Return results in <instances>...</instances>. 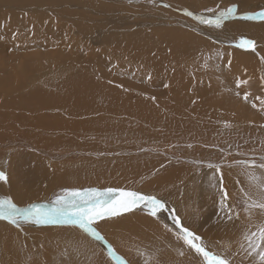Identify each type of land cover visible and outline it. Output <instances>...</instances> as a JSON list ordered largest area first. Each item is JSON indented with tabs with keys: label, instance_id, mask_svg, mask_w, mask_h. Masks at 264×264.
I'll return each instance as SVG.
<instances>
[{
	"label": "bare ground",
	"instance_id": "1",
	"mask_svg": "<svg viewBox=\"0 0 264 264\" xmlns=\"http://www.w3.org/2000/svg\"><path fill=\"white\" fill-rule=\"evenodd\" d=\"M104 1L107 2V4H110L111 6L107 4L105 5L101 2H97V0L96 1L95 0H0V10H1L0 11V37H2V39H0V62H1V66H0V136H1L0 137V150L8 151L15 144L29 141L27 139L26 131H30V130H31V133L33 134V139H32L33 141H30L33 146L41 145L42 147H46V149L54 148V147L58 148L60 146L67 147L68 146L67 142L64 139H60L62 136L59 137L60 135L59 136L55 135L56 131L59 130V127L63 129L64 124H66L65 128L67 127L70 128L71 125L74 127L78 126L75 128L76 130L77 128H80L83 126L88 127L89 131L87 128H85L87 129L86 130L87 134H85L86 132L84 133V131L83 133L85 134L84 135L85 138L91 139L92 136H90L89 134H96V131H98V133L100 134L99 130H101V132L103 129L106 130V128H104L102 125L101 126L103 128L100 126L101 128L99 127V130H97V126L92 128V125L93 126L95 125L94 123L96 119L94 115L96 114L98 110H100V112L99 114L97 113L99 115L98 116L99 118H97V122L99 121L104 122V120H106L107 121L106 125L110 127H107L108 130L106 132L104 130L103 131L105 133H108L109 136L111 135L112 137H114L113 136L114 132H118L116 134H119L122 132V131H117V130L113 131L114 125L116 124V119H117L116 117L121 115V113L117 112V110L116 112H112V109L119 108L118 111L122 110V112H125L128 114L136 113L137 115L140 116L142 113L141 117L143 118H139V119L143 121H147V122L149 121V123L147 124H150L154 127L162 129V130H159L161 131L160 135H164L167 139H171V138H180V139L182 138L185 140L191 139L193 138V132L197 131L196 137L198 141H194V142L200 143L204 145L205 147L211 145L210 142L213 141V139L211 138L212 131H209L205 127H197L193 122L194 113L195 112L196 113H199V112L206 113L208 116H210V118H223V119L226 118L231 121V126H230L231 128L228 127L230 128L229 129L230 132L228 133L227 138L228 139L233 138L234 142L238 141L243 145V149L241 151H237V153H240V155L236 154V156L244 158L247 156H252L250 155L252 153L255 156H257L261 154L260 152H262L261 155H264V135H263L264 134V106L260 104V100L256 99V97L264 98V92L261 91L263 87L260 88L262 84L261 83L262 80H260L259 74H256L257 77H254L253 80L251 81V84L253 86L256 85V87H254L253 89V94H250L248 98V102L251 101L252 104L255 103L257 105L256 108H253L251 104L250 113L253 115L252 119L248 120L245 118L244 115H241V114L237 115V111L235 109L217 107V106L224 105L223 103L227 101L228 97L230 98L231 102L235 106L240 107L244 105L245 100L243 99V97L245 93L249 94V92L246 88H244V90H240L238 87H236L237 84H235V82L237 83L238 80L247 81L250 74L252 73V72H249L248 70L249 67L251 68V66L246 64L249 60L247 61V58L245 56H244V60L241 61L242 63H239L241 68H239L238 70L237 69L233 71L231 70L232 72L229 71L232 73L230 75L231 77L230 76L229 77L232 78L233 76H236V78L238 79L237 81L233 80L230 82H222L223 80L220 78H215L212 75H211L212 77H209L208 73L205 72V74H203V72H201L200 74H202L203 76H206V77H203L202 75H200L199 80L203 81V84L201 85L200 82L194 83L195 80L193 81V79L195 77V74L191 75V77H193L191 82L193 83H191L190 80L184 81V78H182L183 75L181 76L180 79L177 78L179 77L178 75L176 78L179 79L181 83H179L178 81L177 82L179 84L186 85V87L183 86L184 88H181L180 92L181 93L183 92L184 93L183 95L185 96L187 95L188 103L187 101L183 102L182 97H181L182 100L180 97L179 99L178 98L174 99L172 97L174 99V100L172 99L173 101H170L169 100L170 98L167 99L166 97L164 100L165 103L158 104L157 107L155 105L147 106L141 101L140 102L136 101L137 103L133 104L131 103L132 101L135 100L132 94L133 87L132 88L129 87L131 86L129 83H128L129 86L127 87V89H122L119 87H109L110 86L109 85L108 89H106V92L108 94V100L106 101L107 98L102 95L104 94L103 91L100 88H98L99 86L96 85L97 80L95 81V79L90 74H88L89 71H93V69L96 66L101 67L102 62L105 63L103 61V59H105L104 56L103 57L102 55L101 57L94 56L89 60H83L82 58H80L79 55L65 53L62 49L64 44L62 45V48H61L59 47V44L57 43L56 40L60 39L59 37L62 35L64 40L66 41L64 43H68V40L71 42L80 43L82 42L81 41L82 39L86 40L84 38H88L89 41L91 40V41L99 42L95 45H98V44L101 45L102 42L106 41L108 38L115 37V42L118 43L117 44L118 46L120 45L122 41L124 42L125 40H127V39H124L125 36H120V34L130 33L128 35L132 36V39L134 40L133 45L137 44L135 47H137L138 49H141L140 45L138 44L140 43L138 41L141 38L145 37L146 39L150 37L149 39L150 41L152 39L151 34L147 35L145 33L147 29L150 28L152 30V25L158 28H164L167 24L163 22L164 17L162 19L161 16L159 15H158L159 17L156 16L157 14L156 15L153 14L154 16L158 17V19L154 23L149 22L150 21L149 19H148L149 21L148 20L128 21V20H133V15H130V17L128 18H125L126 16L124 17V15H122L123 13L119 11L120 9L119 10L113 9V6L119 5L117 4L116 0H104ZM121 1L126 2V0H118V2H121ZM166 1L169 2L168 4L170 5L171 9H176V8L185 9V7L193 8L191 3L189 2L197 1V0H166ZM250 2L251 0H220L219 1V3L224 6V8L228 7L229 4H234V3L242 4L249 8H253L252 5H250ZM95 3H99L101 8L94 9ZM181 3H185V6L180 5ZM66 4L68 6H66ZM120 6H123V5H120ZM11 7L14 9H12ZM65 7L66 9L67 8L79 9L77 10V12H74V15L82 16L83 13L80 14L78 12L84 10L85 13H88V14L90 13V15L92 14L94 16H98V17H89L88 19L86 17V19L89 20L90 23H92V25L94 26L93 31L95 32V35L93 36V38H92V35L87 37L86 32L90 30L88 28H85L83 25H81L76 20V18L73 19V17H71L70 15L65 16V14H69L68 13L69 11L63 12L64 13L63 17H67V19H64L63 21H61V23H59L58 26L55 24L52 25L51 23H50L51 26H49V24L46 22V19H45L47 18L48 9H55V11H57L58 9L65 10L64 9ZM109 7H111L112 9H109ZM20 8H24L25 10L29 11V13L34 14L35 18L34 19L29 18L28 20L27 19L22 20L20 12L24 10L23 9L20 10ZM42 9L46 10L45 13L43 12ZM97 9H100V10H97ZM5 10L8 11L7 14H3L4 13L3 11ZM17 10H20V11L17 12ZM99 15L102 17L100 18ZM138 16L139 15H137V17ZM143 16L147 18V16L145 15ZM165 16H166L165 18H168L166 14ZM170 16L174 19L172 15ZM71 19H73V21H70ZM176 20L177 18L174 21ZM28 21L30 22V24ZM178 21L180 20L178 19ZM193 25L197 27L196 28L197 30H201V27H200L201 24L194 22ZM257 27L259 28L258 33L261 34L260 37H264V23L254 22V21L253 22H250V21L240 22V20L235 21V22H228V23L225 22L223 27L220 29H216L214 27H207V29L209 28H214V29H211V35H209L207 32L206 34L209 35V37H212L214 40H217V41H221L218 38L222 39V42L225 45L230 47L232 45L231 43L233 42L232 40L233 37L236 38L235 36H238V35L239 37L246 36L247 34L254 31ZM36 30H38L41 35L37 34L35 32ZM159 33H160V38H161L160 40L167 42V44L169 45L168 46L169 48H172V47L175 48L176 45L178 43L181 44L183 40H184V43L187 41L195 42L197 40V38H194L193 36H191V34L187 32H184V34L180 33L181 35L179 34L177 35L175 31L171 32L170 30L169 31L167 30L165 32H159ZM209 42H210V39H209ZM87 45L88 46H85L84 48L90 49L91 44H87ZM203 45H204L202 47L203 49L207 47L208 48L207 52L211 51L210 55L212 57L221 58V59L226 60V58H224L222 55V53H224L223 48L212 46L211 44L208 43V41L204 43ZM76 49L79 51L80 48L79 49L76 48ZM229 49L226 48L227 53ZM93 50L95 51V49ZM128 51H132V50H128ZM141 51L143 53H147L145 50L141 49ZM181 51H184V50H181ZM195 51H197V49H191V54L197 57V55L195 54ZM201 51L202 50L200 48L199 53ZM230 51H231V54H228L227 56H228V59L231 58V61H233L230 64L231 69H232V66L234 64H238L237 61H240V59H242L243 57H242V54L238 52L237 50L231 49ZM188 53H189V50H188ZM181 54L178 53L177 58L179 59L178 60L176 59L175 64L171 65V67L173 69L183 67L184 70L188 69L189 71L195 68L196 66L195 60L191 59L188 55H181ZM153 62H154L153 68L158 69L157 67L161 65L159 64L160 59H155ZM137 64H136V67H137ZM63 66H70L71 68H61ZM76 66L78 67L77 70L75 68ZM207 66L208 65L206 64V68ZM123 67L126 68L124 65ZM222 67H224V65ZM246 68H248L247 71H245ZM110 69L112 71L113 68H110ZM102 70L103 69H101V71ZM156 71H157L156 74L159 73V70H156ZM176 74L177 73H175V76ZM129 75L130 74L126 76H129ZM225 75L226 74H224V76ZM224 76L222 78H224ZM130 77L131 76H129L128 78ZM187 78L189 79L188 76ZM195 78L197 79V77ZM161 80L160 81L152 80L150 82L151 85L149 86L157 87L156 89H158L159 86H161ZM163 80H167V78L164 79L163 77ZM163 80L162 82H164ZM43 81H44V86H37V87L34 86V83L42 85L41 83ZM175 82H176V79H175ZM188 83L191 85H188ZM209 84L216 85V86H223V89L229 90L226 94L227 98L225 97L226 100L224 102L222 101V102H219L218 104H209L205 100L206 96L200 94V91L199 93H197L196 90L200 89L203 85H209ZM179 86L177 87L180 89ZM246 86H248V84ZM211 87L212 86H210V88ZM30 89H33V90L29 92L27 95H25L24 97L17 95L16 93L19 90L28 92V90ZM51 89H54V90L51 91ZM205 89L207 90V88ZM201 91H204V87ZM237 93H239V95H237ZM151 95L154 96L153 93H151ZM122 98L125 101H123ZM238 98H242L241 99L242 103L240 102V106L238 105L237 101H235V100H238ZM49 107L50 109L52 108V110L58 111L59 112L58 114H60L61 116L60 115L58 116L46 115L44 111L48 110ZM158 108L165 109L164 112L166 113L165 114L163 113V115L161 114L162 118H160L161 115L159 114ZM149 111H156V112L153 116L149 113ZM109 113H111L110 115L115 113V116L110 117ZM120 119H122V117ZM32 120L37 121V124L36 125L29 124V123H32ZM240 121L247 122V124H241ZM97 124L98 123H96V125ZM223 127H225V125H223ZM220 128L225 129L226 127L222 128V126H220ZM7 129H10L11 131L14 130V133L13 132L11 133H13L12 136H15V137L5 138L6 136L4 134L8 135V132H6ZM42 129L49 131V132L51 131L52 134H50L47 137H44L42 133ZM120 129L123 131L126 130L127 133L134 134V137L132 139L130 138V140H133V141L137 140L140 142H142V140H146L145 133L144 132L142 133L139 126H137L136 128H134L133 126V129L135 131L138 130V132L141 135H143L144 138H140V136H138L139 133L134 132L131 128H128V126L120 127ZM67 132L69 131L67 130ZM153 132H156V131L154 130ZM99 134H96V135H99ZM240 134L242 136L241 140H240ZM160 135H156V136H160ZM72 136H74V134ZM106 136L107 135L105 136L103 135L102 137H106ZM115 138L118 139L120 138V136H115ZM95 141H98V140H95ZM121 141H125V140H121ZM39 151L43 157H46L48 155V153L42 151V149H40ZM14 152L11 153V157L13 156L12 157L13 159H17V162L9 165L8 168L10 172L8 174V183L5 184L4 188L8 189L10 196L12 197L13 201L17 205H23L26 202L33 201L41 192L46 190L48 187L52 186L53 185L52 183L54 181H59V179H61V177L66 174V171L64 169L59 170L57 168V163L55 164L54 168L51 167L47 163V161H45L41 156H39L32 150H17ZM2 158L3 157L1 156L0 160H3ZM232 162L233 160L231 157V158H228L225 163L229 164ZM117 167L119 169V166L115 165V168ZM109 169L114 170L113 167H109ZM120 169H122L121 171L124 172L123 171L124 169L122 167ZM125 170H127L126 167H125ZM201 172L204 173V176L199 175V174H196L193 176L191 175V177L189 178V181H194V182H189V183H192L195 187H197L198 188L197 192H200L201 194H203V191L206 190L207 199L203 198L201 201L197 200L195 193H192L191 191H189L187 182L183 183V180L186 179V176L189 173L187 172L186 174L183 175L180 171V173L178 174L177 180L181 184V190L178 193H173L172 195L171 193H169V195L166 196L171 199L169 201L170 205L168 206L176 209V212L178 216L181 218L182 223L186 225L187 227H192L193 230L195 229L193 226L187 225V223H189L190 220L193 218L202 220V221H207V222H201V223L210 227V228H207L206 230L209 233H212L214 238H216L217 240L221 239L222 241L226 240L225 238H227L228 240H230L229 242L232 245H234L236 243L233 241V239H235L236 237H242L247 232L250 233L251 231H253V224L250 222L247 223L245 221H241L239 220V218L236 219L234 213H233L234 218L232 220H228L225 216L224 211L221 210L219 186H220V178L221 176L224 177V173L221 170L220 172H217L216 170H213V169L203 170ZM248 172H250V169L226 170L225 173L228 174L230 177H233L235 183L223 180V187L226 190H227V187L229 188L241 187L244 190H251L252 195L255 197L256 192L254 191V189L252 188L249 182ZM122 175L124 174L123 173L120 174V176ZM242 175H244L245 177ZM69 176L77 177L78 174L70 172ZM46 179L49 182L46 185H43V181ZM197 179H201L202 182L199 183L195 181ZM211 179L214 182H210L209 180ZM205 180L207 183H205ZM65 182L66 181L60 182V185L64 184ZM152 183L161 184L159 181H156V180L152 181ZM215 187L217 188L218 192L214 191ZM99 188L103 190L106 189L105 187H99ZM162 188L163 187H161L160 189ZM252 189L254 192L252 191ZM228 204L231 205V202L229 199H228ZM159 220L161 221V223L158 222ZM159 220H156L148 216L145 211L143 213H141L140 211H134L127 215L115 217L110 220L100 221L98 230L101 232L102 235H105L106 234L105 229H107L108 231H111L114 227H117L121 221L134 222V223L143 222L144 227L147 232L153 233L154 236L156 237L159 236V237L168 238L167 240H170L171 242V245H170L171 249L168 247V251L166 252L165 251L166 248L165 249L162 248L164 244L161 246L159 241L157 243H155L153 240L150 241L151 240L150 235H146L144 234V231H142L138 233L137 236L135 237V239L138 240V242L140 243L138 245V251L141 250V252H143V250H151L154 253L156 250L157 253L159 251L163 252V256L157 258V260L160 264H169L170 262H173L179 259V258L174 257L176 251L179 249V251L180 250L185 251V256H183L181 260L177 261L179 264H190V262L192 261L195 262V264H200V258L195 256L193 253H190L187 249H182V244L178 242L175 236L171 232L167 231L166 228L164 227L165 224L169 226H171L172 224V221L169 218V214L162 213ZM234 221L237 222L238 226L233 227ZM54 227H56L55 229H57L58 226H54ZM63 227L65 229L73 230V233L80 234L79 235L80 238L85 237V239L79 240L80 243L83 244L84 246L89 245V241H92L97 251L104 254L107 257L106 248L104 244H102L99 241L93 240L91 237H90L91 240H88L86 238V234L82 233L77 228H73L71 226H63ZM132 228L136 229L137 227H132ZM198 234L201 235L202 237L208 236V234H203L202 232ZM106 239L112 245V242L109 240L108 236H106ZM132 244L133 243H130L128 244V246H131ZM211 247L213 248V250L220 252V253L221 251L217 250V247L220 249H223V248H225L226 250L228 249L226 246L221 245L219 243H216L214 246H211ZM251 261H254V260L251 259Z\"/></svg>",
	"mask_w": 264,
	"mask_h": 264
},
{
	"label": "rangeland",
	"instance_id": "2",
	"mask_svg": "<svg viewBox=\"0 0 264 264\" xmlns=\"http://www.w3.org/2000/svg\"><path fill=\"white\" fill-rule=\"evenodd\" d=\"M102 1L104 0H97V2H101L105 5L107 4V2L105 1L102 2ZM116 1H117V4L119 5L113 6V9H117V10L120 9L119 11L123 13L122 15H124V17L126 16L125 18H128L130 17V15H133V20H128V21H136V20L138 21V20H148L149 19L150 20V21L148 20L149 22L154 23L158 19L159 16H161L162 19L164 17L163 22L167 24L164 28H158L152 25V30L149 28L145 31L147 35H150V34L152 35L151 41L149 40L150 37L146 39L145 37H143L138 41L140 43L137 42L140 45V48L142 50H145L147 53H143L141 49H138L137 47H135L137 44L133 45L134 40L132 39L131 35H128L130 33L120 34V36H125L124 39H127L128 41L127 40H125L124 42L122 41L120 45L118 46H117L118 43L115 42V37H111V38H108L106 41H103L101 44L102 47L100 44L95 45L99 43L98 41H91V40L89 41L88 38H84L86 40L82 39L81 40L82 42L80 43L71 42L69 40H68V43H64L66 41L61 35L59 37L60 39L56 40L57 43L59 44V47L62 48V45L64 44L62 49L65 53L79 55L80 58H82L83 60H89L94 56H97V57H101V55L102 57L104 56L105 59H103V61L105 63L102 62L101 67L96 66L93 69V71H89L88 74H90L95 79V81L97 80L96 85L99 86L98 88H100L103 91L104 94L102 95L107 98L106 101L108 100V94L106 92V89H108L109 85H110L109 87H119L122 89H127V87L129 86L128 85L129 83L131 85L129 87L131 88L133 87L132 94L135 98V100L131 102L133 104L137 103L136 101L138 102L141 101L147 106L155 105L157 107L158 104L165 103L164 100L166 97L167 99L170 98L169 99L170 101H173L174 99H177V98L179 99V97L180 98L182 97L183 102H186L187 95L185 96L183 95L184 94L183 92L182 93L180 92L181 88L186 87V85L179 84L181 83L179 79L181 78L182 75H183L182 78H184V81L190 80L191 82L193 79L191 75L195 74V77H197V79L194 77L193 79V81L195 80L194 83L200 82L201 85L203 84V81L199 80L200 75H202L200 74L201 72H203V74H205V72L208 73L209 77L213 76L215 78H220L223 80L222 82H230L233 80L237 81L238 79L236 78V76H233L234 78L233 77L230 78L231 77L230 75L232 74L231 72L233 70L235 69L238 70L239 68H241L239 63H242L241 61L244 60V56L247 58V61L248 60L250 61V62L248 61L246 64L251 66V68L249 67V69L246 68L245 71H247L248 69L249 72H252V73L250 74L247 80L248 82L242 83L239 89L244 90V88H246L249 92L248 94L249 96L250 94H253V89L254 87H256V85L253 86L251 84V81L253 80L254 77H257L256 74H259L260 80H262L261 81L262 84L260 88L263 87L261 91L264 92V60L261 59L262 57H264V37H260L261 34L258 33V30H259L258 27L251 33L247 34L246 36H240V37H245V38L256 41L257 48H256V51L253 52L251 50H244L241 48L234 47V44L240 38L239 35L235 36L236 38L234 37L232 38L233 42L231 43L232 45L229 47L222 42V39L218 38L221 41H217V40H214L212 37H209V35H211V29H214V28L207 29V27L209 26L207 25L205 26L201 24L200 26L201 30H197L196 29L197 27H195L193 23L194 22L199 23L198 20L194 19L193 17H189L185 15V10H188V11L192 10L195 16L203 15L207 18H213V14L207 12L206 9H208L209 7L215 8L217 4L220 5V8H224V6L219 3L220 0L191 1L189 3H191L193 8L185 7V9L184 8L171 9L170 5L168 4L169 2L166 0H149V1L148 0H142V1L141 0H126V2H123V1L118 2V0ZM166 4L168 5L167 7L165 6ZM107 5L111 6L110 4H107ZM120 5H123V6H120ZM180 5L185 6V3H181ZM231 5L232 4H229L228 6H231ZM236 5L238 6L236 17L235 18L230 17L229 19L225 21L226 23L235 22L239 20L240 22L241 21H250V22L254 21V22L264 23V20H260V19H256V20L242 19L245 13L264 11V0H251L250 5H252L253 8H249L242 4H236ZM66 6L68 5L66 4ZM95 8H101L100 4L95 3L94 9ZM22 9L24 10L20 12L22 20H25V19L28 20L29 18L31 19L35 18L34 14L29 13V11L25 10L24 8H20V10ZM64 9L65 10L58 9L57 11H55V9H48L47 18L45 19H46V22L49 24V26H51V24L52 25L55 24L58 26V24L61 23V21H63L64 19H67V17H63L64 15L63 12L69 11L68 12L69 14H65V16L70 15L71 17H73V19L76 18V20L81 25H83L85 28H88L90 30L86 32L87 37L92 35V38H93V36L95 35V32L93 31L94 26L87 19L89 17H98V16H94L92 14L91 16L90 13L89 14L85 13L83 10V11L78 12L80 14L83 13L82 14L83 17H82L79 15H74V12H77V10H79L77 8H73V9L67 8L66 9L65 7ZM109 9H112V8L109 7ZM20 10H17V12ZM42 10L45 13L46 10L45 9H42ZM97 10H100V9H97ZM3 12H4L3 14L8 13L7 10ZM136 14L139 16L137 17ZM153 14L155 15L157 14L156 16L158 15L159 16L156 17ZM165 14L168 16L169 19L165 18L166 17ZM143 15L147 16V18L144 17ZM170 15H172L174 19ZM99 17L101 18L102 16L99 15ZM176 18L177 20L174 21ZM73 19H71L70 21H73ZM178 19L180 21H178ZM185 19L186 20L188 19V20L186 21ZM177 21L180 23H178ZM175 24L177 25L179 24L180 26L179 25L177 26ZM167 30L168 31L170 30L171 32L175 31L177 35L178 34L181 35L180 33L184 34V32H187L191 34V36H193L194 38H197V40L195 42L187 41L185 43L183 40L181 44L176 42L178 44L176 45L175 48L173 47L169 48L168 47L169 45L167 44V42L160 40L161 38H160V33H159V32H165ZM35 32L37 34H40L38 30H36ZM206 32L209 35H207ZM209 39H210V42H209ZM156 41L157 42L159 41V42L157 43ZM207 41L212 46L223 48L224 53H222V55L224 58H226V60L221 59V58L212 57L210 55L211 54L210 49H209L210 52H207V49H208L207 47L203 49L202 48L204 46L203 44L206 43ZM87 44H91L90 49L84 48L85 46H88ZM76 48L78 49L80 48L79 51ZM200 48L202 51L199 53ZM226 48L228 49L230 48L228 50V53L226 51ZM93 49H95V51ZM191 49H197V51H195V54L197 55V57L191 54ZM231 49L237 50L238 52L242 54V57H243L242 59H240V61H237L238 64H234L232 66V69H231L230 64L233 61H231V58L228 59V56H227L228 54H231V51H230ZM81 50H83L85 54ZM128 50H132V51H128ZM181 50H184V51H181ZM188 50H189V53H188ZM178 53L180 54L182 53L181 55H188L191 59L195 60L196 62V63L194 62L196 64L195 68H193L190 71L188 69L184 70L183 67L173 69L171 65L175 64L176 59L177 60L179 59L177 58ZM113 54L114 55L116 54V55L114 56ZM155 59H160L159 64L161 65L157 67L158 69L153 68V65H154L153 61ZM127 60L128 61L130 60L129 63ZM136 64H137V67H136ZM206 64L208 65L207 68H206ZM123 65L126 68H124ZM223 65L224 67H222ZM0 66H1V62H0ZM61 68H71V67L63 66ZM75 68L76 70L78 69L77 66ZM110 68H113L112 69L113 72L111 71ZM101 69L103 70L101 71ZM156 70H159V73L156 74L157 72ZM186 70L188 73L186 72ZM116 72L117 73L120 72V73L117 74ZM175 73H177L176 76H175ZM128 74H130L129 75L131 76L130 78H128L129 76H126ZM224 74L226 75L224 76ZM173 75L175 78L173 77ZM178 75L179 77H177ZM222 75L224 76V78H222L223 77ZM187 76L189 77V79L187 78ZM122 77L124 80L122 79ZM163 77L164 79L167 78V80H163ZM176 77L179 79H177ZM203 77H206V76H203ZM161 79L164 82H162ZM175 79H176V82H175ZM152 80H156V81L161 80V86H159L158 89H156L157 87L149 86L151 85L150 82ZM41 84L42 85L34 83V86L35 87L44 86V81ZM235 84L237 83L235 82ZM247 84L248 86H246ZM165 85H167V87H165ZM188 85H191V84L188 83ZM177 86H179L180 89ZM210 86L212 87L210 88ZM203 87H204V91H201ZM201 88L196 91L197 93H199L200 91V94L206 96L205 100L209 104H218L219 102H222V101L224 102L226 100L225 97L227 98L226 94L229 91V90L223 89V86H216V85H211V84L203 85ZM205 88H207V90ZM32 90L33 89H30L28 90V92L19 90L16 93L17 95L24 97ZM53 90L54 89H51V91ZM151 93H153L154 96H152ZM241 99L242 98H238V100H235L237 101L239 106H240V102L242 103ZM122 100L125 101L123 98ZM223 104L224 105L217 106V107L235 109L237 111V115L238 114L244 115L245 118L248 120L252 119L253 117V115L250 113L251 104H252L251 101L250 102L245 101L243 106L237 107L231 102L230 98L228 97L227 101L224 102ZM118 109L119 108L112 109V112H116L117 110V112L121 113V115L116 117L117 118L116 124L114 125L113 131L117 130V131H122L123 133L121 132L119 134H116L118 132H114L113 133L114 137H112L111 135L110 137L108 133H105L108 130L107 127H110L106 125V122H107L106 120H104L105 123L100 122V121L97 122V118H99L98 114L100 112V110H98L96 114L94 115L96 119L94 118L95 125L94 126L92 125V128L97 126V130H99V127L102 125L104 128H106V130L103 129L105 131L104 132L102 130L103 133L101 132V130H99L100 134L98 133V131H96V134H99V135L89 134L90 136H92L91 139L85 138L84 136L85 134H87L86 130L88 129V127L83 126V127L77 128L76 130L75 128L78 126L74 127L71 125L70 128L69 127L65 128L66 124H64L63 129L59 127V130L56 131L55 135H58V136L60 135L59 137L62 136L60 139H64L67 142L69 147L60 146L58 148L54 147V148L46 149V147H42L41 145L33 146L32 143L30 142V141H33L32 140L33 134L31 133V130H30V131H26L27 139L29 141L15 144L8 151L0 150V158L1 156L3 157L2 158L3 160H0V170L4 171L7 174V176L10 172L8 168L9 165L17 162V159H13L12 158L13 156L11 157V153L17 150H32L36 154L41 156L45 161H47V163L51 167L54 168L55 164L57 163V168L59 170L64 169L66 171V174L63 175L61 179L58 178L59 181H54L52 183L53 184L52 186L48 187L46 190L41 192L33 201L26 202L25 204L18 205V206L24 207L30 203H40V204L50 205L51 202L55 200L56 196L62 194L64 190H73V189L83 190L87 188H96L99 190H103V189H100L99 187H105V188L111 187V188H116V189L137 191L141 194L155 195L158 198H163L164 200L167 201L168 205H170L169 201L171 199L166 196H168L169 193H171L172 195L173 193L180 192L181 184L177 180L178 174L180 173V171L183 175L186 174L187 172L189 173L186 176V179L183 180V183L187 182L189 191H191L192 193H195L197 200L201 201L203 198L207 199V191L206 190L203 191V194H201L200 192H197L198 188L195 187L192 183H189V182H194V181H189V178L191 177V175L193 176V175L199 174V175L204 176V173L201 171L212 170V169L216 170L215 168L210 169L207 166L209 163H212L214 165H221V171L224 173L223 180L234 182V178L226 174L225 171L226 170H241L244 168L238 165L233 166V167H228L227 166L228 164L225 163L227 159L232 157V160L235 161V160H240V159H250L251 157L255 156L253 153L250 154L252 156H247L244 158L236 156L237 151H241L243 149V145L238 141L234 142L233 138L231 139L227 138V135L230 132L229 129L231 127L225 128L223 127V125H225L226 123L231 125V121L226 118L224 119L223 118H210V116H208L206 113H202V112L194 113V121H193L194 124L197 127H205L209 131H212L211 138L213 139V141L210 142L211 145L205 147L204 145L200 143L194 142V141H198L196 137L197 131L193 132V138L191 139H187V140L182 139V138L181 139L180 138L167 139L164 135H160L161 131L159 130H162V129L154 127L150 124H147L149 123V121L147 122V121H143L139 119V118H143L141 117L142 113L139 116L136 113L128 114V113L122 112V110L118 111ZM158 110H159L160 115L161 114L163 115V113L164 114L166 113L164 112L165 110L164 108H158ZM155 112L156 111H149V113L153 116ZM44 113L50 116L60 115L58 114L59 113L58 111L52 110V108L50 109V107L48 110H45ZM110 114L111 113H109V115ZM162 115L160 116V118H162ZM114 116H115V113L110 115V117H114ZM119 117L120 118L122 117V119H120ZM240 122L241 124H247V122H243V121H240ZM96 123L98 124L96 125ZM29 124L36 125L37 121L32 120V123H29ZM123 126L124 127L128 126V128H131L134 132H138V130L135 131L133 129V126L134 128L139 126L142 133L143 132L145 133V137L148 142L146 140H142V142L136 140L137 141L136 143V141L134 140L135 141L134 143L133 140H130V138L132 139L134 137V134L127 133L126 130L124 131L121 130L120 127H123ZM220 126H222V128H225V129H221ZM83 128L84 129L87 128V129L84 130ZM67 130L69 132H67ZM154 130L156 132H153ZM83 131L84 133L85 132L86 133L84 134ZM6 132H8V135L4 134L6 136L5 138L15 137V136H12L14 133V130L11 131L10 129H7ZM50 132L42 129V133L44 137H47L50 134H52V132L51 133ZM73 134L74 136H72ZM103 135L104 136L107 135V136L102 137ZM156 135H160V136H156ZM115 136H120V138L116 139ZM138 136H140V138H144V136L141 135L140 133ZM241 137L242 136L240 134V140H241ZM95 140H98V141H95ZM121 140H125V141H121ZM188 144H191L192 147L188 148L187 147ZM40 149H42V151L44 152H47L48 155L46 157H43L40 154V151H39ZM260 153L262 154V152ZM260 155H257L255 157L258 158ZM115 165L119 166V169L118 167L115 168ZM109 167H113L114 170H110ZM121 167L124 169L123 170L124 172L121 171L122 170L120 169ZM125 167L127 170H125ZM70 172L78 174V176L77 177L69 176ZM118 172L120 174L123 173L124 175L120 176ZM250 172H253L257 177H260L261 180H264V170L255 168V169H250ZM154 180L159 181L161 184H153L152 181ZM62 181H66V182L60 185V182ZM195 181L199 183L202 182L201 179H197ZM209 181L214 182L212 179ZM48 182L49 181L47 179L44 180L43 185H46ZM205 183H207L206 180H205ZM4 186H5V183L0 182V198H3L4 196H10L8 189L4 188ZM251 186L257 194L259 189L252 184ZM161 187L163 188L160 189ZM240 189L241 187H235V188L227 187V191L229 193V200L231 202L233 213L234 214L239 213V220L245 221L247 223L249 222L252 223L253 231H257L258 226L264 224V214L260 213L259 210H254L252 213L251 219L248 218L247 214L243 211L244 196L240 192ZM214 191L218 192L216 187ZM245 192H248L252 195L251 190H245ZM134 211H140L141 213L144 212L143 210L139 208L135 209ZM132 212L125 213L124 215H127ZM191 220H190L191 223L189 222L187 223V225L193 226L195 228L194 231L196 230L197 233L202 232L203 234H208V236H203V239L207 241L209 245L214 246L216 243H219L228 248L226 250L225 248L220 249L217 247V250L221 251V253H224L225 251H227L230 255L234 256V264H255V261H251L252 258L248 257L245 254V251L241 249L242 244L246 245V240L244 239V237L249 232H247L242 237H236L235 239H233V241L236 244L232 245L229 242L230 240H228L227 238H225L226 240H223V241L221 239H218L219 240L218 241L216 238H214L212 233H209L206 230L207 228H210V227L201 223V222H207V221H202V220H198L195 218ZM158 222L161 223L160 220ZM233 223H234L233 227L238 226L236 221H234ZM132 227H137V228L133 229ZM55 228L56 227H54V225H39L38 226L34 224H23L20 228H17V227H14L8 224L5 221H0V264H112V262L108 259V257H106L104 254L97 251L92 241H89V245L84 246L83 244L80 243L79 240L85 239V237L80 238L79 236L80 234L73 233V230L65 229L63 226H58L57 229ZM189 228L192 229V227H189ZM105 231H106V234L103 235L105 236V240L107 241L106 236H108L109 240L112 242V245L114 246V249H116V252L120 256H122L124 259H126L129 262V264H151L150 259L152 257L155 260L156 258L163 256V252L159 251L157 253L156 250L154 253L151 250H143V252L136 251L138 250V245L140 243L138 242V240L135 239V237L137 236L138 233L142 231H144V234L150 235V239H151L150 241L153 240L155 243L159 241L161 246L166 242L169 248L171 245L170 240H167L168 238L159 237V236L156 237L154 236L153 233L147 232L144 227L143 222L134 223V222L121 221L119 225L117 227H114L111 231H108L107 229H105ZM86 238L88 240H91V238L87 235H86ZM107 242L111 244L109 241ZM130 243H133V244L131 246H128V244ZM164 247H165V244H164ZM168 247L165 249L166 252L168 251ZM144 251L151 252V255H149V257L145 256ZM174 257L176 258L182 257L179 255V249L176 251ZM158 264L160 263L158 262ZM169 264H179V263L177 261H173V262H170ZM190 264H195V262L192 261L190 262Z\"/></svg>",
	"mask_w": 264,
	"mask_h": 264
},
{
	"label": "snow or ice",
	"instance_id": "3",
	"mask_svg": "<svg viewBox=\"0 0 264 264\" xmlns=\"http://www.w3.org/2000/svg\"><path fill=\"white\" fill-rule=\"evenodd\" d=\"M165 6L167 7L168 5ZM206 11L212 13L213 18H207L203 15L195 16L192 11L188 10H185V15L193 17L202 25L220 29L227 19L236 17L238 6L232 4L226 8H220V5L217 4L215 8H208ZM242 19L264 20V11L245 13ZM234 47L255 52L257 44L252 39L240 37ZM261 59L264 60V57ZM242 83H247V81L238 80L237 87L239 88ZM248 98L249 95L245 93L243 99L247 102ZM256 99L260 100V104L264 106V98L256 97ZM252 107L256 108L257 105L253 103ZM230 126V124H225V127ZM187 147L191 148L192 145L188 144ZM237 155H240V153H237ZM237 165L244 169L259 168L264 170V155L258 158L253 156L250 159L235 160L227 166L233 167ZM207 166L215 168L217 172L221 170V165L209 163ZM248 179L250 184L259 189L255 197L245 192L243 188L240 189L244 196L243 211L251 219L254 210H259L260 213L264 214V180H261L253 172H248ZM0 182L8 183V176L2 170H0ZM219 192L221 210L224 211L228 220H232L234 218L233 209L228 204L229 193L223 187L222 176L220 178ZM137 208L145 211L148 216L156 220L160 219L162 213H168L172 224L171 226L165 224L164 227L182 244V249H187L190 253L200 258V264H234V256L227 251L220 253L213 250L201 235L184 225L176 209L170 208L166 200L151 194H141L137 191L111 187L104 190L96 188L64 190L62 194L56 196L50 205L30 203L24 207L18 206L12 197L4 196L0 198V221H5L17 228H20L23 224L71 226L79 229L93 240L104 244L106 255L112 264H129L105 240L98 228L100 221L120 217ZM235 218H239V213L235 214ZM244 239L246 240V245L242 244L241 249L255 261V264H264V224L258 226L257 231H251L246 234ZM179 255L185 256V251L180 250Z\"/></svg>",
	"mask_w": 264,
	"mask_h": 264
},
{
	"label": "crops",
	"instance_id": "4",
	"mask_svg": "<svg viewBox=\"0 0 264 264\" xmlns=\"http://www.w3.org/2000/svg\"><path fill=\"white\" fill-rule=\"evenodd\" d=\"M165 244V247H163L162 246V248L163 249H165V248H167L168 246L166 245V243H164ZM144 247V246H143ZM136 251H138V250H136ZM141 251V250H140ZM144 255L145 256H148L149 257V255H151V252H146V251H144ZM183 257H181V258H179V260H181ZM179 260H176V261H179ZM150 262H151V264H158V260H157V258L154 260V258L152 257L151 259H150Z\"/></svg>",
	"mask_w": 264,
	"mask_h": 264
}]
</instances>
